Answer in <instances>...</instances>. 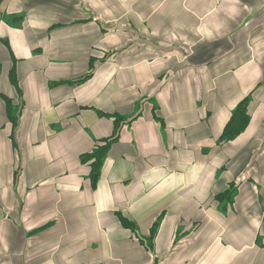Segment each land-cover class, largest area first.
<instances>
[{
  "label": "crops",
  "instance_id": "1",
  "mask_svg": "<svg viewBox=\"0 0 264 264\" xmlns=\"http://www.w3.org/2000/svg\"><path fill=\"white\" fill-rule=\"evenodd\" d=\"M0 264H264V0H2Z\"/></svg>",
  "mask_w": 264,
  "mask_h": 264
},
{
  "label": "trees",
  "instance_id": "2",
  "mask_svg": "<svg viewBox=\"0 0 264 264\" xmlns=\"http://www.w3.org/2000/svg\"><path fill=\"white\" fill-rule=\"evenodd\" d=\"M1 2L2 0H0V4ZM83 80L84 79H81L77 82L79 83ZM249 104L250 97H247L236 107L230 121L224 129V132L220 138V143L232 141L245 132L251 120ZM114 140L115 139H112L107 141L105 144L99 145L91 153L85 155L83 158V163L89 165L91 168L90 179L93 187H96L99 181L103 160L111 147V143ZM235 195L236 187L232 185L225 193L215 196V200L220 204H223L224 202L232 204ZM126 226H128V224H126Z\"/></svg>",
  "mask_w": 264,
  "mask_h": 264
}]
</instances>
